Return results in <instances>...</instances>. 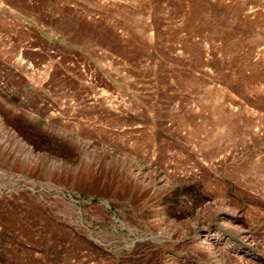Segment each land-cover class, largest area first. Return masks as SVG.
Returning <instances> with one entry per match:
<instances>
[{
	"label": "rangeland",
	"instance_id": "374dc122",
	"mask_svg": "<svg viewBox=\"0 0 264 264\" xmlns=\"http://www.w3.org/2000/svg\"><path fill=\"white\" fill-rule=\"evenodd\" d=\"M0 264H264V0H0Z\"/></svg>",
	"mask_w": 264,
	"mask_h": 264
},
{
	"label": "bare ground",
	"instance_id": "6f19581e",
	"mask_svg": "<svg viewBox=\"0 0 264 264\" xmlns=\"http://www.w3.org/2000/svg\"><path fill=\"white\" fill-rule=\"evenodd\" d=\"M3 130H4V129H3ZM14 137L16 138V135H15V134H14ZM17 140H19V139H17ZM23 144L26 146V144H25V143H23ZM22 146H23V145H22ZM27 147H28V146H27ZM28 148H29V147H28ZM28 148H27V149H28ZM27 149H26V150H27ZM29 151H31V149H30V148H29ZM31 155H32V154H31ZM231 228H232V227H231Z\"/></svg>",
	"mask_w": 264,
	"mask_h": 264
}]
</instances>
